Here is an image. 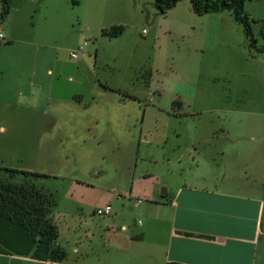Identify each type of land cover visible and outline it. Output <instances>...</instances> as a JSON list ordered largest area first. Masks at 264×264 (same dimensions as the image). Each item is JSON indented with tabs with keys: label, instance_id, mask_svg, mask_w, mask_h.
Masks as SVG:
<instances>
[{
	"label": "crops",
	"instance_id": "crops-1",
	"mask_svg": "<svg viewBox=\"0 0 264 264\" xmlns=\"http://www.w3.org/2000/svg\"><path fill=\"white\" fill-rule=\"evenodd\" d=\"M61 2L12 0L0 24L2 41L13 44L26 37L39 43L58 36ZM35 15L36 26L29 31L24 19L35 22ZM28 79L22 54L0 57V168L35 171L66 182L62 194L39 186L54 196L56 245L66 257L51 261L0 253V264H264V121L244 149L241 136L231 137L238 145L234 166L223 157L211 158L169 182L136 171L146 159H155L139 153L140 104L131 95L101 83L96 75L87 95L79 89L85 79L69 76L65 89L37 83L36 97L29 95ZM125 100L132 112L124 113ZM32 110L40 112L39 146L51 140L69 142L65 152L71 156L70 168L53 172L25 165ZM13 126L14 132L9 130ZM240 131L231 128L237 135ZM220 153L225 156L224 150ZM147 177L143 183L138 180ZM105 204L112 206L111 214L97 217L94 210Z\"/></svg>",
	"mask_w": 264,
	"mask_h": 264
},
{
	"label": "rangeland",
	"instance_id": "rangeland-1",
	"mask_svg": "<svg viewBox=\"0 0 264 264\" xmlns=\"http://www.w3.org/2000/svg\"><path fill=\"white\" fill-rule=\"evenodd\" d=\"M78 1L79 5H73L71 0H62L63 23L58 36L43 38L41 44L26 37L13 44L0 42V57L22 54L26 58L29 95L37 97L39 82L68 88L69 76L85 79L79 89L87 95L97 75L101 83L133 96L140 104L139 153L155 161L146 159L137 173L148 171L174 182L188 176L197 163L211 158L223 157L234 166L238 145L231 137L241 136L238 139L244 149L259 131V122L264 121V51L257 53L250 48L232 13L224 10L198 15L188 0L164 12L157 9L154 0ZM246 9L264 17V0L245 1ZM34 20L29 16L24 19L29 31L32 24L36 26V15ZM254 20L257 47H261L259 31L264 18ZM114 25L124 28L119 36L102 35L103 29ZM81 45L83 50L72 58L71 52ZM175 100L181 101L179 113L184 116L172 115ZM125 104L124 113L132 112L127 100ZM37 114L38 110L30 111L25 165L53 172L70 168L71 156L65 152L69 142L51 140L39 146ZM233 126L242 128L240 135L231 132ZM9 130L14 132V126ZM223 150L225 156L220 153ZM0 176L4 177L1 171ZM138 180L143 183L149 177ZM62 182L55 177L36 180L37 186L45 185L60 194L66 185ZM97 197L94 193L93 200ZM60 222L63 224L62 219Z\"/></svg>",
	"mask_w": 264,
	"mask_h": 264
},
{
	"label": "trees",
	"instance_id": "trees-1",
	"mask_svg": "<svg viewBox=\"0 0 264 264\" xmlns=\"http://www.w3.org/2000/svg\"><path fill=\"white\" fill-rule=\"evenodd\" d=\"M181 0H154L157 9L164 12ZM192 11L198 15L230 11L234 20L241 24L250 48L257 53L264 51V24L259 33L263 38L261 47H257V38L253 31V23L257 22L245 10L247 0H188ZM12 0L0 1V24L10 11ZM261 20H258L260 22ZM122 25H114L102 30V35L117 37L123 32ZM133 98V96H130ZM134 99V98H133ZM181 101L172 103V112L184 116L178 110ZM4 177L0 176V253L30 256L39 260L62 261L66 251L56 245L58 227L53 221L55 199L51 192L37 186L36 180L50 177L47 174L0 168ZM20 177L19 182L13 179ZM165 264H183L167 262Z\"/></svg>",
	"mask_w": 264,
	"mask_h": 264
},
{
	"label": "built area",
	"instance_id": "built-area-1",
	"mask_svg": "<svg viewBox=\"0 0 264 264\" xmlns=\"http://www.w3.org/2000/svg\"><path fill=\"white\" fill-rule=\"evenodd\" d=\"M2 39H3V35L0 33V42H2ZM83 50V46H79L78 49L73 52H71V57L72 58H76L77 57V51H81ZM149 101L151 102L152 101V98L149 99ZM141 200H138V202H140ZM112 212V206L110 204H105L103 205L102 207H98L94 210V214L97 216V217H100V218H104V217H107L111 214Z\"/></svg>",
	"mask_w": 264,
	"mask_h": 264
}]
</instances>
